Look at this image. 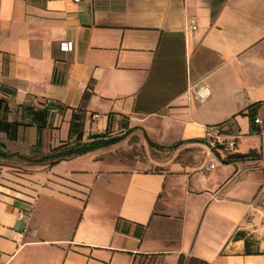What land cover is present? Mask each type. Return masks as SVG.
Here are the masks:
<instances>
[{"label":"crops","instance_id":"1","mask_svg":"<svg viewBox=\"0 0 264 264\" xmlns=\"http://www.w3.org/2000/svg\"><path fill=\"white\" fill-rule=\"evenodd\" d=\"M222 122L262 155L192 140ZM0 152V264H264V0H0Z\"/></svg>","mask_w":264,"mask_h":264},{"label":"trees","instance_id":"2","mask_svg":"<svg viewBox=\"0 0 264 264\" xmlns=\"http://www.w3.org/2000/svg\"><path fill=\"white\" fill-rule=\"evenodd\" d=\"M47 108H48L47 106H43L41 108H37L33 110L34 117L40 123H43L44 115L46 113L45 111ZM230 125H231L230 123H225V122L208 125L209 127H215L222 138L229 137L232 135L231 136L233 138L232 142L235 141V139L239 140V143L237 146L233 145L227 150H223L224 147L222 146L221 142H217L213 140V143L210 144L208 142L209 141L208 137L202 138V139H192V140L205 142L208 145L209 150L212 152V154L221 162H229V161L238 160V159L259 157L260 154L254 152L255 150L254 148H252V146H247L245 144L246 143L245 140L247 136L238 134L237 132L233 131ZM251 131L258 132V129L257 127L253 126ZM97 136H99V134H97ZM122 136H123L122 134H118V135H113V136H109L105 138L97 137V138H93L92 140H89L86 142H81V143L76 142L75 144L67 148H61L58 146L56 148H53L49 153L40 156L38 159L42 160L44 158H48L49 163H53L58 158L63 157V156H69L73 154L82 153V152H85L87 150H90L98 146L114 143L118 141L119 139H121ZM176 143L172 144V146L173 145L175 146ZM148 144L153 145L158 148L163 147L162 145L154 144L150 140L148 141ZM0 154L5 155L6 153L0 152ZM180 263H181V259L178 261V264ZM186 264H206V263L199 259L189 258Z\"/></svg>","mask_w":264,"mask_h":264},{"label":"rangeland","instance_id":"3","mask_svg":"<svg viewBox=\"0 0 264 264\" xmlns=\"http://www.w3.org/2000/svg\"><path fill=\"white\" fill-rule=\"evenodd\" d=\"M235 129H233L234 131ZM232 136V135H231ZM224 137L221 139V144L224 147L223 150H227L231 146L235 145L237 146L239 143L238 139H235V141H232V137ZM210 142H213L212 138H208ZM245 144L247 146H252L254 148V152L259 153L262 155V142L261 139H255V138H249L248 136L246 137ZM145 146V141L143 139H139L137 137H130L126 142H120L117 143V146L114 149V153L117 154H122L124 156H129L133 157L135 156H142V155H147L151 156L154 158H167V157H172L173 159L176 160H183V161H193V160H198L202 157L203 152L206 150V146L203 143L200 142H194L191 145L187 147H176L175 149H156L154 147H150L146 144L147 147ZM208 147V146H207ZM148 169H156V167ZM261 207H264L262 202H258ZM249 217V216H248Z\"/></svg>","mask_w":264,"mask_h":264},{"label":"built area","instance_id":"4","mask_svg":"<svg viewBox=\"0 0 264 264\" xmlns=\"http://www.w3.org/2000/svg\"><path fill=\"white\" fill-rule=\"evenodd\" d=\"M190 27L191 28H193L194 27V24H193V22H192V20H191V22H190ZM60 48L61 49H68L69 48V43L67 42V41H65V42H61V44H60ZM94 115H96V114H94ZM253 121L254 122H258L259 121V118H257V117H254L253 118ZM206 137H208V138H212V140H215V141H217V142H221V139H222V137H221V135L218 133V131H217V129L215 128V127H209V126H206ZM210 144H212L213 142H210V141H208ZM232 141H230V143H231ZM250 212H249V209H246L245 210V212H244V216H248V214H249ZM19 216H20V214H18Z\"/></svg>","mask_w":264,"mask_h":264},{"label":"water","instance_id":"5","mask_svg":"<svg viewBox=\"0 0 264 264\" xmlns=\"http://www.w3.org/2000/svg\"><path fill=\"white\" fill-rule=\"evenodd\" d=\"M260 202L264 205V197L260 199Z\"/></svg>","mask_w":264,"mask_h":264}]
</instances>
